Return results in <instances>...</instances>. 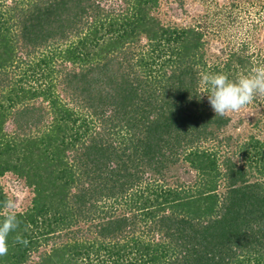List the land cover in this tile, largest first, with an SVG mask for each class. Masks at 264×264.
Wrapping results in <instances>:
<instances>
[{
  "label": "trees",
  "instance_id": "1",
  "mask_svg": "<svg viewBox=\"0 0 264 264\" xmlns=\"http://www.w3.org/2000/svg\"><path fill=\"white\" fill-rule=\"evenodd\" d=\"M214 2L236 20L240 0ZM163 3L0 0V178L32 192L0 264H264V142L235 144L248 169L221 154L230 118L199 98L203 75L264 65V39L213 58L209 18L170 23ZM178 163L190 185L169 182Z\"/></svg>",
  "mask_w": 264,
  "mask_h": 264
},
{
  "label": "rangeland",
  "instance_id": "2",
  "mask_svg": "<svg viewBox=\"0 0 264 264\" xmlns=\"http://www.w3.org/2000/svg\"><path fill=\"white\" fill-rule=\"evenodd\" d=\"M214 1L221 5L225 4L226 6H228L227 3H229V0H163L164 3L161 6V10L164 11L165 20L174 24H185L193 22L198 18L202 20L209 18V32H207L209 38L208 47L210 52H214L212 53L213 58L219 53L220 47L226 46L225 42H228V39V51L234 50L235 48L237 49L241 41L245 40L249 46L248 52H254L253 55L256 54V47L260 46L263 43L262 39H264V18L258 17L259 14L261 15V13H263L264 7L258 4L256 0H254L253 3L249 0H240L238 5L232 9L236 16V20L231 21V19H229L230 21H227L220 17L224 14L222 11L215 12L217 4ZM107 5L108 2L105 3V6ZM256 20L259 21L257 22ZM256 23L258 25L252 28V24ZM250 29L251 31H249ZM219 32H221V35H226L220 39V36H216ZM249 33H252V35ZM221 56L226 55L223 53ZM65 101L69 102L71 106L74 105L68 98H65ZM258 101L261 103L253 102L240 113L233 114L229 117V123L223 128L221 133L224 137H231L229 141L227 140V145L223 140L221 149H219V151L221 150L220 153L224 154L225 152L234 159L238 157V164L247 169L248 166H246V164L249 163V161L235 154V144L246 138L250 132L264 142V122L260 120V117L264 114V97H259ZM81 111H83V109ZM122 134L126 135L125 131H123ZM207 146L216 148L218 144L217 142H211L210 145ZM255 174L256 172H253V176H255ZM168 175L169 182L172 183L176 180L178 183H184L183 185L185 186L190 185L195 179V172L190 170L187 165L179 163L170 168ZM0 185L9 198L18 199V207L15 211L22 210L28 205L32 192L28 187H25L23 182L18 180L14 174L7 172L3 175V177L0 178ZM219 189L223 190V187L221 186ZM7 211L8 210L5 209L2 213H6ZM141 229L142 227H137V232L140 233ZM126 234H128V236L130 235L129 232ZM37 254L36 252L32 253L31 259H35Z\"/></svg>",
  "mask_w": 264,
  "mask_h": 264
},
{
  "label": "clouds",
  "instance_id": "3",
  "mask_svg": "<svg viewBox=\"0 0 264 264\" xmlns=\"http://www.w3.org/2000/svg\"><path fill=\"white\" fill-rule=\"evenodd\" d=\"M202 80L206 91L199 98L203 99L207 95L208 103L218 117L229 118L246 109L257 98L264 97V65L255 67L250 74L235 80L229 79L224 73L205 74ZM17 207L18 199L8 198L3 202V208L8 211L0 222V257L8 254L9 235L19 228L20 221L15 212ZM16 242L25 246L28 244L26 239L19 236Z\"/></svg>",
  "mask_w": 264,
  "mask_h": 264
}]
</instances>
